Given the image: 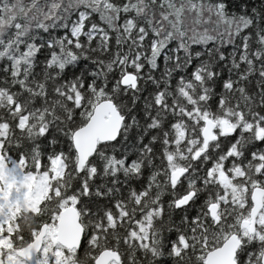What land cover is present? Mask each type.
Segmentation results:
<instances>
[{"label": "snow or ice", "instance_id": "obj_1", "mask_svg": "<svg viewBox=\"0 0 264 264\" xmlns=\"http://www.w3.org/2000/svg\"><path fill=\"white\" fill-rule=\"evenodd\" d=\"M0 264H264V0H0Z\"/></svg>", "mask_w": 264, "mask_h": 264}]
</instances>
